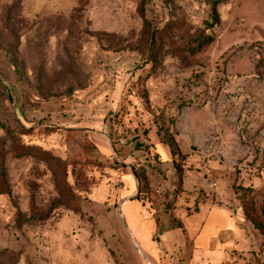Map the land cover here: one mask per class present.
<instances>
[{
	"label": "rangeland",
	"instance_id": "rangeland-1",
	"mask_svg": "<svg viewBox=\"0 0 264 264\" xmlns=\"http://www.w3.org/2000/svg\"><path fill=\"white\" fill-rule=\"evenodd\" d=\"M23 3L0 0V264H189L211 208L264 264V0Z\"/></svg>",
	"mask_w": 264,
	"mask_h": 264
},
{
	"label": "crops",
	"instance_id": "crops-1",
	"mask_svg": "<svg viewBox=\"0 0 264 264\" xmlns=\"http://www.w3.org/2000/svg\"><path fill=\"white\" fill-rule=\"evenodd\" d=\"M23 1L25 9L27 11L29 9L28 14L36 15L43 9H51L54 12H57V10H70L75 6L77 0H45L44 8L40 7V0H35V5L30 3L31 0ZM158 147L163 149L162 145H158ZM129 201L132 200L126 202ZM202 213L200 212L202 216L199 226L192 234V255L189 264H245L244 257L240 256L245 246L244 243L240 244L235 240L237 239L238 231L235 226L236 222L231 217V214L218 208H211L207 211H202ZM131 237L134 239L133 233H131ZM138 239L147 254H152L156 249L151 244L148 245L144 238L138 237ZM173 240L175 241L174 238ZM168 248L169 252L175 249L172 245H168Z\"/></svg>",
	"mask_w": 264,
	"mask_h": 264
},
{
	"label": "trees",
	"instance_id": "trees-1",
	"mask_svg": "<svg viewBox=\"0 0 264 264\" xmlns=\"http://www.w3.org/2000/svg\"><path fill=\"white\" fill-rule=\"evenodd\" d=\"M78 3V0L76 1V4L75 6L77 5ZM74 6V8H75ZM213 14H214V17H215V23L217 22V14H216V11H215V8H213ZM213 41V36L212 35H208L207 37L201 39L200 41H198V46L196 49H199L201 46H205V45H208L210 44L211 42ZM0 126L6 130V132L8 134H11V130L7 127H5L2 123H0ZM161 143L165 146H167L169 148V151H170V154L171 156H178V157H183L184 155L180 152V149L177 145V143L175 142V140L173 139V137L171 135H163V139L161 140ZM21 154H18L17 156H21ZM136 176V175H135ZM138 198H134L132 200H137ZM250 221L252 222L253 226L255 229L259 230L261 232V234L263 235L264 237V231L261 230L260 228V225L258 222H256L254 219H250Z\"/></svg>",
	"mask_w": 264,
	"mask_h": 264
},
{
	"label": "bare ground",
	"instance_id": "bare-ground-1",
	"mask_svg": "<svg viewBox=\"0 0 264 264\" xmlns=\"http://www.w3.org/2000/svg\"><path fill=\"white\" fill-rule=\"evenodd\" d=\"M148 264H150V263H148Z\"/></svg>",
	"mask_w": 264,
	"mask_h": 264
},
{
	"label": "water",
	"instance_id": "water-1",
	"mask_svg": "<svg viewBox=\"0 0 264 264\" xmlns=\"http://www.w3.org/2000/svg\"><path fill=\"white\" fill-rule=\"evenodd\" d=\"M139 250V249H138Z\"/></svg>",
	"mask_w": 264,
	"mask_h": 264
}]
</instances>
